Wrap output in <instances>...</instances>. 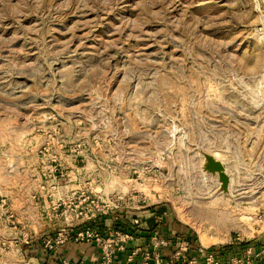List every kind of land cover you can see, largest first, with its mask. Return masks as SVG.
Segmentation results:
<instances>
[{"label":"rangeland","instance_id":"obj_1","mask_svg":"<svg viewBox=\"0 0 264 264\" xmlns=\"http://www.w3.org/2000/svg\"><path fill=\"white\" fill-rule=\"evenodd\" d=\"M22 144L47 149L29 164L52 199L120 193L204 247L261 241L264 0H0V176Z\"/></svg>","mask_w":264,"mask_h":264},{"label":"built area","instance_id":"obj_2","mask_svg":"<svg viewBox=\"0 0 264 264\" xmlns=\"http://www.w3.org/2000/svg\"><path fill=\"white\" fill-rule=\"evenodd\" d=\"M46 150L39 148L37 156H43ZM144 202L114 192L99 195L73 192L50 198L49 211L61 220V226L42 238V247L56 252L67 243L95 246L100 253L98 264H264V231L261 241L235 242L232 249L204 247L188 233L165 234V216L161 214L152 215L155 226L148 230L140 214L155 207H143ZM7 220L15 231L12 216H7ZM105 220L109 221L107 226L91 225ZM71 228L76 230L73 232ZM32 239V234L24 232L11 243L29 245ZM119 256L122 260H118ZM61 264L83 263L64 260Z\"/></svg>","mask_w":264,"mask_h":264},{"label":"crops","instance_id":"obj_3","mask_svg":"<svg viewBox=\"0 0 264 264\" xmlns=\"http://www.w3.org/2000/svg\"><path fill=\"white\" fill-rule=\"evenodd\" d=\"M29 146L14 145L7 149L8 152L18 150V154L10 155L15 163V169L0 176V185L5 184V189L0 192V264H61L64 260L98 264L100 253L95 246H77L67 243L56 252L43 249L42 238L53 234L61 226V220L49 211L50 198L45 189L47 182L41 176L40 167L39 172L37 168H33L34 174H30L29 155L37 158V152L36 149H28ZM161 209L154 208L141 212V218L148 230H152L155 226L152 215L161 214L165 216L163 226L165 234L188 233L189 236L191 235L189 230H179L180 226L169 223L167 211ZM7 216H12V222L16 224L15 231L11 229ZM98 222L100 224L95 222L91 225L104 227L109 223L108 220ZM76 228L70 230L74 232ZM24 232L33 235L29 245L11 243ZM2 245H5L4 248ZM131 246L129 245V248ZM118 260H122V256H119Z\"/></svg>","mask_w":264,"mask_h":264},{"label":"bare ground","instance_id":"obj_4","mask_svg":"<svg viewBox=\"0 0 264 264\" xmlns=\"http://www.w3.org/2000/svg\"><path fill=\"white\" fill-rule=\"evenodd\" d=\"M222 173H224V172H222ZM224 175V174H223Z\"/></svg>","mask_w":264,"mask_h":264},{"label":"trees","instance_id":"obj_5","mask_svg":"<svg viewBox=\"0 0 264 264\" xmlns=\"http://www.w3.org/2000/svg\"><path fill=\"white\" fill-rule=\"evenodd\" d=\"M159 210V209H158Z\"/></svg>","mask_w":264,"mask_h":264}]
</instances>
